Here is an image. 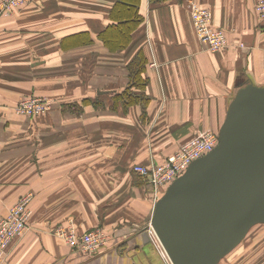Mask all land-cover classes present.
I'll list each match as a JSON object with an SVG mask.
<instances>
[{"label": "crops", "instance_id": "crops-1", "mask_svg": "<svg viewBox=\"0 0 264 264\" xmlns=\"http://www.w3.org/2000/svg\"><path fill=\"white\" fill-rule=\"evenodd\" d=\"M118 1L33 0L0 18V221L33 195L30 229L3 264H165L150 227L162 193L133 167L160 165L197 135H218L238 85L264 87L258 0H192L225 32L218 53L196 38L191 0H139L130 43L111 52L99 34ZM138 52L141 87L128 71ZM128 88L137 103L129 105ZM30 97L50 100L51 110L16 115ZM59 228L100 229L107 242L87 257L56 236Z\"/></svg>", "mask_w": 264, "mask_h": 264}, {"label": "water", "instance_id": "water-1", "mask_svg": "<svg viewBox=\"0 0 264 264\" xmlns=\"http://www.w3.org/2000/svg\"><path fill=\"white\" fill-rule=\"evenodd\" d=\"M217 138L155 203L150 227L172 264H220L264 225V87L238 85Z\"/></svg>", "mask_w": 264, "mask_h": 264}, {"label": "built area", "instance_id": "built-area-1", "mask_svg": "<svg viewBox=\"0 0 264 264\" xmlns=\"http://www.w3.org/2000/svg\"><path fill=\"white\" fill-rule=\"evenodd\" d=\"M33 0H1L0 18L11 17L21 8L28 6ZM191 24L199 43L209 53H218L225 50L228 41L225 32L212 25V14L209 9L194 1L188 2ZM254 11L261 25H264V0H258ZM242 48L243 45H240ZM52 102L46 98L32 97L20 101L14 107V113L25 118H35L48 113ZM217 135L205 132L190 139L182 145L172 156L160 165L151 167L134 166L132 172L148 181L157 195L167 189L177 178L182 176L192 162L210 153L217 145ZM32 194L22 196L7 215L0 221V264L6 260L9 248L13 241L24 236L30 229ZM152 231V229H151ZM153 242L161 254L165 264H172L158 242L153 231ZM56 236L73 249L91 257L106 244L107 236L100 230H92L84 234H77L73 228H59Z\"/></svg>", "mask_w": 264, "mask_h": 264}, {"label": "trees", "instance_id": "trees-1", "mask_svg": "<svg viewBox=\"0 0 264 264\" xmlns=\"http://www.w3.org/2000/svg\"><path fill=\"white\" fill-rule=\"evenodd\" d=\"M138 2L139 0H119L110 10L109 16L112 23L99 34V39L111 52L122 50L130 43L132 32L141 22L137 8ZM145 65L146 58L141 52H138L128 65L129 77L133 86L141 87L145 82L141 77ZM130 89L128 88L123 93L127 96L129 105L137 103V98L134 97ZM88 104V101L84 100L79 105H75V108L79 111L82 106Z\"/></svg>", "mask_w": 264, "mask_h": 264}, {"label": "rangeland", "instance_id": "rangeland-1", "mask_svg": "<svg viewBox=\"0 0 264 264\" xmlns=\"http://www.w3.org/2000/svg\"><path fill=\"white\" fill-rule=\"evenodd\" d=\"M220 264H264V225L253 227L240 245Z\"/></svg>", "mask_w": 264, "mask_h": 264}]
</instances>
